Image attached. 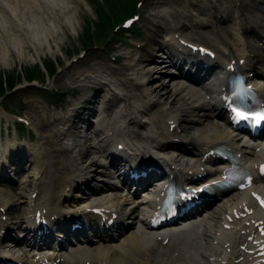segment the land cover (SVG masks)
<instances>
[{
	"label": "bare ground",
	"instance_id": "6f19581e",
	"mask_svg": "<svg viewBox=\"0 0 264 264\" xmlns=\"http://www.w3.org/2000/svg\"><path fill=\"white\" fill-rule=\"evenodd\" d=\"M84 3L85 0H0V65L6 68L12 66L15 53L19 61L38 58L45 66L42 57L45 47L54 53L52 44L60 49L64 32L72 29L74 33L78 30L75 28L78 7ZM259 8L251 4L246 8L247 13L241 14L246 19V25L241 23V15L237 11L226 9L227 15H222V21L217 18V22L208 24L216 34V39L207 45L215 48L218 56L216 61L219 63L227 61L230 64L233 60L239 62L244 59L245 62L239 64L240 69L249 75L256 68L255 72L263 77L264 8ZM167 10L166 7L160 8L150 20V45L124 52L130 62L125 70L113 75L115 89L108 88V101L115 109L111 119L89 121L85 124L86 129L74 131L72 114L66 113L59 116L58 125L61 127L55 131L49 127L50 122L46 117L44 120L37 119L39 121L34 118V124L43 129L40 139H45L47 143L28 139L22 144L16 133L13 138H8L5 148L0 122V181L5 176L7 163L12 162L17 167L26 163L19 167V172H23L19 178L22 192L14 194L0 187V237L4 223L1 217L5 214L2 209L12 210L14 204L25 213L20 220V229L25 233L23 239L32 231L38 211L57 219H62L61 215L64 218L65 215H71L83 219L79 211H87L85 214L90 216L95 207H113L122 219L127 218V224L123 222L118 233L108 230L102 232L98 226L94 227L92 238L75 245L73 249L55 252V260L61 259L58 264H264V254L255 255L243 249L247 240V221L251 217L264 221V215L256 208L250 217L237 218V214L245 211L246 206L255 207L250 189L220 200L210 216L199 225L177 234L169 228L156 231L150 229L145 221L146 211L153 206V201L144 202L140 197L133 200L119 193L111 181L114 172L112 167L104 164V153L113 155V148L118 147L119 143L143 139L145 144L140 154L151 152L155 156L150 154V158H143L144 162L139 160V165L170 167V175L178 183L193 187L206 170L210 168L213 172L214 168L208 163L212 156L208 152L217 145L251 160L248 155L255 146L241 140L223 123L224 83L221 91L208 87L204 93L199 87L186 85L183 74L171 71L165 60L160 64L157 61L156 51H160L163 56L159 55V58H171L173 61L169 66L181 62L183 67H196L201 72L208 64L206 60L201 61L202 57L190 54L186 49L182 41L187 39L183 37L182 27H178L176 21L166 22L164 13ZM231 22L237 25L235 31L225 25ZM219 23H223V26L218 27ZM163 29L167 31V43L154 40V35L156 38V35H163ZM189 58L192 59V65L187 64L186 59ZM57 61L56 65H60L61 60ZM108 69L112 70L111 73L116 71L114 67L108 66ZM89 78L98 86H107L97 75H90ZM72 80L81 86L86 83L85 79H76V75ZM260 93L264 97V88L260 89ZM3 115L10 116L0 109V118ZM210 119L216 122L209 124ZM64 130L67 131L65 136ZM138 130L148 136L143 137ZM56 135L65 148L60 147ZM17 145H25L27 150L18 155ZM186 145L191 147L186 148ZM182 148L190 149L193 158L178 153ZM64 152L69 156L65 157ZM135 154L138 153L126 152L125 158L115 159L117 164L119 161L126 162L125 166L116 169L120 175L123 176L127 165L133 163ZM214 167L216 170L220 168ZM260 186V180H255L254 188L259 189ZM83 188L91 190L92 195L80 199ZM36 192L38 195L34 198ZM62 212L73 213L60 214ZM93 220L97 219L94 217ZM98 220L100 222V217ZM12 223L5 222L6 234L13 228ZM255 239L258 238L248 242V249L256 248ZM12 241L16 242V239L12 238ZM14 248H10V252L6 251L5 241H1L0 256H4L1 259L14 261V264H27L24 256Z\"/></svg>",
	"mask_w": 264,
	"mask_h": 264
},
{
	"label": "rangeland",
	"instance_id": "374dc122",
	"mask_svg": "<svg viewBox=\"0 0 264 264\" xmlns=\"http://www.w3.org/2000/svg\"><path fill=\"white\" fill-rule=\"evenodd\" d=\"M115 1V0H113ZM125 1V0H124ZM220 1V7L223 8L225 3L229 6L234 5V0H219ZM192 2H201L200 4H204L201 0H142L141 4H139V14H140V20L136 22L138 24L137 26L140 28H145L149 26L151 16L155 12H159L160 8H163L164 6L171 7L170 10H167L164 13L165 17L170 16V13H173L175 10V13L177 16L184 15L186 17V21L190 24H197L198 26H201L203 21H207L211 19V17L208 14H205V10L199 9L197 7L198 13L197 14H189L188 10L191 6ZM208 4L214 5V2L211 0H206ZM123 4V5H122ZM134 4L135 0H128L127 3L124 4V2L118 1V5H115L114 7V17L115 20H117L118 16L122 15L121 18H124L126 16H129L132 10H134ZM95 11H94V7ZM123 8V9H122ZM215 8V7H214ZM188 9V10H187ZM199 13H202L199 14ZM221 11L217 12V14H220ZM200 16H197V15ZM78 20L75 24V28L78 30L74 33L71 31L64 32L65 35H63V40L60 43L61 48L57 49L56 45H53L52 43V49L54 53H50L47 46L45 47L44 51L42 52V57L44 62H49L50 60L56 61L61 60L60 65H56V70H54L55 74L51 77L47 75V73L43 76L41 75L42 72H37V70L34 69V66L37 61H39L38 58L31 59L30 61H19V58H17L16 54H13L12 59V66L6 68L0 65V83L5 88V91L9 88L12 90H15L14 92H11V95H6L5 98L0 97V102L3 101L4 104H0V109H4V106L7 110L12 111V114L20 113L25 117L31 118V121L34 122L39 120H44L43 118L46 117L47 120L50 122L49 127H55L59 120L53 118L57 114H64L67 110L68 104L75 103V98H72V95L76 93L75 89L80 93L81 91L87 89L88 92L86 94H93L95 95L94 98L96 101H99L102 97V91H100L101 87L97 86L96 84L92 83L90 80L87 81V83L84 86H80V83H75L73 81V76L76 75V79H84L86 77L85 74L94 75L97 74L101 77H104L105 80H110L109 73L108 72H97L96 70H104L106 69L107 65H111L118 70L123 69L127 63H129V60L121 57L119 58V54L127 50L126 46H124L119 42V40H122L124 43L129 45L131 49L136 50L139 46L138 45H146L149 43L150 37L147 34V31H143L142 33H138V37L135 38L133 36H130L129 33H125V30L122 29H115V37L114 40L109 41L108 43L100 44L104 40H102L106 35L111 31L110 24L113 25V23H116L114 19H111V21L106 20L104 25L99 24L98 26V15L99 11H97V7L95 3H93V0H85V3L83 6L78 7ZM109 23V24H108ZM121 25V23H118ZM116 28V27H115ZM89 29V31H88ZM198 35L200 36V42H209L213 41L215 38V35L205 31L204 29H201V31L196 30ZM87 35L93 36L94 41L97 42H88L85 41L87 39ZM104 43V42H103ZM32 53V52H30ZM41 64V63H40ZM29 66V67H28ZM42 67V65H41ZM27 68V69H26ZM29 68V69H28ZM43 69V67H42ZM18 70L23 72V77L21 78V75L19 74ZM28 70V71H27ZM93 70V71H90ZM123 71V70H121ZM46 72V71H45ZM7 73V74H6ZM29 74H38L39 78L32 82H28L25 77ZM44 74V73H43ZM7 75V76H6ZM41 75V76H40ZM12 79L14 82H12ZM114 81V80H113ZM110 84L113 82L110 80ZM11 84H13L12 87H9ZM90 84V85H89ZM89 85V86H88ZM53 89L54 93L52 94L49 90L50 88ZM46 89H49L47 93L44 95L47 96V99H44V95L42 96V91ZM19 89V90H16ZM21 90V91H20ZM11 91V90H10ZM73 93V94H72ZM4 94V93H3ZM2 94V95H3ZM82 92L80 93V95ZM77 95V94H75ZM105 95L103 100L105 99ZM49 98V99H48ZM82 97H78L77 101H82ZM59 104V102H61ZM57 103L54 107L52 106V103ZM64 104V105H63ZM85 104V103H84ZM83 104V105H84ZM66 105V106H65ZM93 107V104H92ZM5 110V109H4ZM6 111V110H5ZM15 115V114H14ZM35 118V119H34ZM33 119V120H32ZM39 119V120H37ZM16 120H12L9 118H6V116H2L0 119L1 122V131L3 134V147H6V142L8 138H13L15 136V122ZM35 121V122H36ZM209 124H212L213 122L209 120ZM27 128L23 130L21 127L18 133V141L22 144H24L26 141L28 142L30 139L33 142L40 141V143H47L45 142V139H40V131L43 129L37 127L35 124H32L29 126H26ZM33 127L34 130L37 132V135H35V131H31L29 128ZM47 127V128H49ZM39 128V129H38ZM46 128V129H47ZM59 138V137H58ZM44 145V144H41ZM17 154L21 155V153L25 152V149L27 150V147L25 145H17L16 147ZM64 155V153H63ZM16 165L12 164V162L7 163V170L13 171L15 169ZM1 188L10 191L11 193H17L22 192L20 189L19 184L15 185L17 188H13L10 186V184H0ZM13 213L15 216H20L21 214V208L16 206L14 204ZM23 243L16 246L17 250L24 249Z\"/></svg>",
	"mask_w": 264,
	"mask_h": 264
},
{
	"label": "trees",
	"instance_id": "16d2710c",
	"mask_svg": "<svg viewBox=\"0 0 264 264\" xmlns=\"http://www.w3.org/2000/svg\"><path fill=\"white\" fill-rule=\"evenodd\" d=\"M109 1V4H110V6H112V12H113V14H109L108 12H106V11H102L101 9H100V11H99V16H100V22L98 23V26H100L99 24H101V25H104L105 24V21L106 20H108V21H111V19H114L115 20V17H114V14H115V11H114V6L115 5H118V1L119 0H115V1H113V0H108ZM100 8H102L103 9V5L102 4H100ZM109 24V23H108ZM112 25L110 24V27H111ZM88 31H89V29H88ZM90 32V31H89ZM86 41H88V42H91L92 41V36H90V35H87V40ZM0 76H1V74H0ZM34 77V75L33 74H29L28 75V78L29 79H32ZM12 82H14L13 81V79H12ZM13 86V84H11L9 87H12ZM9 89H11V88H9ZM5 92V88H4V86L2 85V83H0V93L1 94H3Z\"/></svg>",
	"mask_w": 264,
	"mask_h": 264
},
{
	"label": "snow or ice",
	"instance_id": "6c2138e0",
	"mask_svg": "<svg viewBox=\"0 0 264 264\" xmlns=\"http://www.w3.org/2000/svg\"><path fill=\"white\" fill-rule=\"evenodd\" d=\"M238 115H243V113H238ZM258 120H264V114H257V117H256ZM195 191H198V190H196V189H194V190H192L191 191V193H190V195L191 194H194L195 193Z\"/></svg>",
	"mask_w": 264,
	"mask_h": 264
}]
</instances>
